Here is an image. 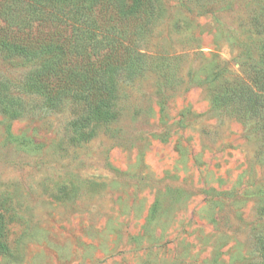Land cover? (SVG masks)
Listing matches in <instances>:
<instances>
[{"label":"rangeland","instance_id":"obj_1","mask_svg":"<svg viewBox=\"0 0 264 264\" xmlns=\"http://www.w3.org/2000/svg\"><path fill=\"white\" fill-rule=\"evenodd\" d=\"M155 3L149 66L93 137L70 140L67 110H0V264L259 263L264 128L212 91L258 64L264 0ZM36 64L0 51V82Z\"/></svg>","mask_w":264,"mask_h":264},{"label":"trees","instance_id":"obj_2","mask_svg":"<svg viewBox=\"0 0 264 264\" xmlns=\"http://www.w3.org/2000/svg\"><path fill=\"white\" fill-rule=\"evenodd\" d=\"M158 15L155 0H0V51L37 61L22 87L0 82V110L11 117L67 110L70 140L90 139L119 116L121 85L149 66L142 49ZM212 102L264 128V41L258 64L217 84ZM1 203L0 251L11 255ZM255 246L264 264V231Z\"/></svg>","mask_w":264,"mask_h":264}]
</instances>
